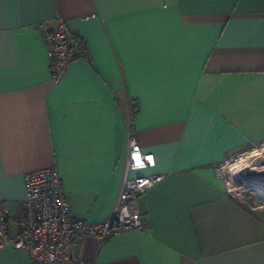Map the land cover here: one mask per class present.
I'll return each mask as SVG.
<instances>
[{
	"label": "crops",
	"instance_id": "crops-1",
	"mask_svg": "<svg viewBox=\"0 0 264 264\" xmlns=\"http://www.w3.org/2000/svg\"><path fill=\"white\" fill-rule=\"evenodd\" d=\"M82 51L53 82L41 22ZM135 108V111L132 109ZM133 130L162 174L144 227L78 235L92 264H264V198H228L216 168L264 138V0H0V205L18 229L25 173L54 166L74 217L111 212ZM0 248V264H32Z\"/></svg>",
	"mask_w": 264,
	"mask_h": 264
},
{
	"label": "built area",
	"instance_id": "built-area-1",
	"mask_svg": "<svg viewBox=\"0 0 264 264\" xmlns=\"http://www.w3.org/2000/svg\"><path fill=\"white\" fill-rule=\"evenodd\" d=\"M67 27L63 18L53 23L41 22L38 27L47 48L53 82L62 78L67 64L77 59L82 51ZM127 146L125 174L119 194L105 219L88 223L73 216L62 179L54 166L31 170L23 175L25 193L22 209L17 215V230L8 226L10 210L0 205V248L24 249L32 264H92L79 255V234L105 240L126 230L143 229L138 199L163 175L130 176V171L153 167L155 159L152 153L142 151L133 130L128 132ZM215 168L228 198L239 204L264 198V138L229 154Z\"/></svg>",
	"mask_w": 264,
	"mask_h": 264
}]
</instances>
